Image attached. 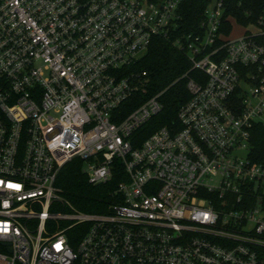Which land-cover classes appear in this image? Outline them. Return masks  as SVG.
<instances>
[{
	"label": "built area",
	"instance_id": "obj_1",
	"mask_svg": "<svg viewBox=\"0 0 264 264\" xmlns=\"http://www.w3.org/2000/svg\"><path fill=\"white\" fill-rule=\"evenodd\" d=\"M183 2L0 0V264H264V6L229 40L212 0L176 37ZM157 38L186 53L189 99L140 141L162 106L128 111L147 86L134 67ZM74 161L92 186L124 175L121 202L75 209L56 186Z\"/></svg>",
	"mask_w": 264,
	"mask_h": 264
},
{
	"label": "trees",
	"instance_id": "obj_2",
	"mask_svg": "<svg viewBox=\"0 0 264 264\" xmlns=\"http://www.w3.org/2000/svg\"><path fill=\"white\" fill-rule=\"evenodd\" d=\"M212 0H184L179 8L180 20L176 37L199 33L203 13ZM226 16L233 18L237 24L247 26L256 21L261 14L264 0H222ZM264 45V37L258 39ZM191 69V64L184 51L173 46L166 39H154L146 55L134 67L136 72H145L147 86L144 93L136 96L132 108L146 99L161 94L160 113L153 117L138 133L140 141L146 139L155 130L177 125L179 108L186 103L189 95L186 90V79L182 78ZM196 75L191 72L189 76ZM126 114V113H125ZM250 157L255 162L264 161V129L255 126L250 132ZM125 180L124 175H113L112 180L102 186L88 183L82 171V162L74 161L66 165L57 180L56 186L61 196L71 205L86 214H106L109 207L117 202L114 195L119 183Z\"/></svg>",
	"mask_w": 264,
	"mask_h": 264
},
{
	"label": "rangeland",
	"instance_id": "obj_3",
	"mask_svg": "<svg viewBox=\"0 0 264 264\" xmlns=\"http://www.w3.org/2000/svg\"><path fill=\"white\" fill-rule=\"evenodd\" d=\"M251 32V33H254L255 30L252 28V27H248V26H241L239 24H236V23H233L232 24V29L229 33V36H228V39L229 40H235V39H239L242 37V35L245 33V32Z\"/></svg>",
	"mask_w": 264,
	"mask_h": 264
}]
</instances>
